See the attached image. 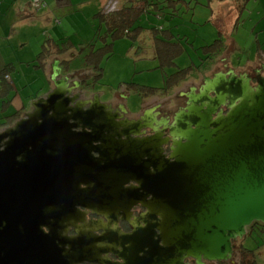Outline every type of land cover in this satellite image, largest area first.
Instances as JSON below:
<instances>
[{
  "label": "water",
  "instance_id": "95a60500",
  "mask_svg": "<svg viewBox=\"0 0 264 264\" xmlns=\"http://www.w3.org/2000/svg\"><path fill=\"white\" fill-rule=\"evenodd\" d=\"M61 64L54 88L0 131V264L233 260L234 243L264 225L261 70L255 85L233 68L207 77L170 122L82 99Z\"/></svg>",
  "mask_w": 264,
  "mask_h": 264
},
{
  "label": "rangeland",
  "instance_id": "374dc122",
  "mask_svg": "<svg viewBox=\"0 0 264 264\" xmlns=\"http://www.w3.org/2000/svg\"><path fill=\"white\" fill-rule=\"evenodd\" d=\"M220 1L221 5L219 0H150L154 11L144 13L141 18L139 38L124 36L116 39L110 55L105 56L100 69L96 70L94 67L98 64L91 69L85 57L92 51L87 44L96 39L101 28V19L97 15L102 7L101 1L67 0L64 4L66 9L55 8L59 29L68 37L60 41L74 42L82 50L78 56L74 51V56L66 58L65 62L69 63L70 71H78L72 77L83 78L87 88L100 94L102 101L113 100L123 94L126 106L140 113L147 99H150L146 102L149 107L159 102L169 104L174 97L172 109L176 110L185 102L179 93L187 91L191 85L199 86L207 74L224 69L223 57L229 61L226 67L237 72L254 71L263 65L264 0ZM173 5L179 9L175 15ZM23 15L18 16L7 4L0 3V73H8V81H13L4 82L0 91V124L7 120L2 117L14 115L22 108L30 110L32 102L46 96L54 86V82L51 84L43 77L41 62L37 60L49 45L44 29L50 26L46 27L39 18L26 19L22 18ZM155 34L173 46L161 44L164 50L161 52L158 41L154 39ZM217 39L225 43L229 40L224 51L222 45L215 46L218 52L206 47ZM132 45L134 48L130 52ZM173 49L177 50L174 54ZM146 54H151L152 58L143 59ZM134 56L141 59L135 60ZM63 67L66 71V64ZM84 67L88 69L86 72L79 71ZM82 93H87V90H82ZM33 97L35 99L31 100ZM242 242L247 248L258 247L264 243V235L254 231L253 235L248 233ZM259 251L256 250L260 258L257 264H264Z\"/></svg>",
  "mask_w": 264,
  "mask_h": 264
},
{
  "label": "trees",
  "instance_id": "16d2710c",
  "mask_svg": "<svg viewBox=\"0 0 264 264\" xmlns=\"http://www.w3.org/2000/svg\"><path fill=\"white\" fill-rule=\"evenodd\" d=\"M120 2L121 4L117 7V5ZM114 3H115L114 5L115 8L112 9L111 6H113ZM178 10L179 9H177V7L173 5V15H175V12H178ZM152 11L154 10L152 8V4L150 3V0H106L102 9L97 14L98 17L101 19V25H100L101 28L100 30L97 31V37H95L96 39L88 44V46L91 47L92 50L91 53L88 54L87 57H85L86 59L85 62L86 63L88 62L87 63L88 67L93 69L92 67H94V64H98V67H94V69L99 70L101 67L100 64H102L101 60L103 55L104 56L110 55L109 51L112 50L114 41L116 39L124 36L129 38H136V39L139 38V36L141 35L140 33L141 28L139 26V22L143 17L144 13H151ZM156 30L158 31V29ZM142 33H144V29ZM151 33L152 32H150V34ZM154 39L158 41V46H160L161 52L164 51L163 48H161V44H163L162 46H166L167 44L173 46L172 43H168L164 41L165 38L160 37L158 34L154 35ZM98 41H101V43L104 42V45L98 47L97 46ZM60 45L61 46L57 45L55 49L52 47V44L45 46L44 50L38 55L37 58V60H40L42 68L43 66H45L48 60H51L52 58L57 56H61L63 55V53L69 50L70 43L67 40L62 41ZM217 45H222L223 47V40L217 39L214 43L209 44L206 47H209L210 49L216 50V52H218L219 50L215 48V46ZM213 50L211 52H213ZM176 51L177 50L173 49L172 54L176 53ZM85 70L88 69H85V67L84 70L81 69V71H85ZM68 71H70V69H68ZM63 73H67V70L65 71L64 67H63ZM73 77L76 78V76ZM8 79H9L8 73H0V91L3 90L4 82L7 83L12 82V81L9 82ZM87 85L88 84H86L85 80H81L82 88H86ZM4 103L7 105L6 102ZM20 112L21 111H18L14 115L7 116L6 118L2 117V119H7V120L6 121L4 120V122L0 124V127L9 126L13 124L15 120L21 115ZM240 252H241V248H239L238 251H235L234 259L237 256V253ZM245 262L243 261L240 264Z\"/></svg>",
  "mask_w": 264,
  "mask_h": 264
},
{
  "label": "crops",
  "instance_id": "0c3cea01",
  "mask_svg": "<svg viewBox=\"0 0 264 264\" xmlns=\"http://www.w3.org/2000/svg\"><path fill=\"white\" fill-rule=\"evenodd\" d=\"M66 1L67 0H43L44 5L39 7L38 9L33 5V0H0V3L1 4H3V3L7 4L8 8L11 11L16 12V14L18 16L25 14V15H23L22 18L31 19L34 16V18H39L40 20H42L43 23L45 22L44 24L46 25V27L50 26L47 30L44 29V32L46 34L45 36L49 38V41H48L49 45L52 44V47L55 49V47L57 45L61 46L60 45V43H61L60 39L68 38L67 36H64L63 33L61 32V30L59 29L60 21L57 22L55 20V18H57L56 17L57 10H55V8L62 7V8L66 9V7H64L65 6L64 4H66ZM100 1H101V5L103 7L106 0H100ZM219 2H220L219 4L221 5L222 2L220 0H219ZM102 7H101V9H102ZM221 22H224V21L222 20ZM219 26H221V23L219 24ZM230 40L235 42L233 38H230ZM69 43H70L69 50H72L73 53L72 52L70 53V51L67 50L65 53H63V55L57 56V57L52 58L51 60H48L45 64V66H43V68H42V71L44 72L43 77L44 78L46 77V79H49L51 81V84H53V81L51 80V75L53 72L54 60L56 58H59L61 60V62L63 60L62 68H63V65L66 64V67L68 69H70L71 67H70L69 63L68 64L65 63V59L69 58L71 56H74V51L77 52L75 56H78L77 54L79 52H81V50H82V48H80L81 47L80 44L78 45L80 47H76L74 42L71 44V41H69ZM227 43L229 44V40L226 43L223 41V51L226 48ZM26 44H29V42H27ZM103 45H104V42H102L101 44L100 43L97 44L98 47H101ZM85 48L87 49V46ZM130 48H131L130 52H132V49L134 48L133 45ZM138 53H140V51H138ZM141 53H143V51H141ZM106 57H108V55ZM145 57L143 59H150V58H152V55L146 54ZM133 58L135 60L141 59V57L137 58V56H134ZM104 59H105V56L102 57L101 61L103 62ZM222 59H224V61H226V62H229L227 60V57H223ZM263 67H264V61H263V65L262 66L259 65L257 68L264 69ZM68 69H67V73H63V74H65V75L73 74L74 75L78 72V71H76V72L68 71ZM79 71H81V69ZM52 87H54V86H52ZM34 99H35V97L31 98V100H34ZM22 109H24V108H22ZM253 233H254L253 230H249V234L253 235ZM238 245H240L241 252L237 253V256L235 257V259L232 260L234 264H240L243 261L244 262L246 261V262L242 263V264H257L259 262L260 258L257 257L256 250L257 251L260 250L259 254L263 255L262 259L264 260V243L258 244V247L247 248L243 245L242 240H240Z\"/></svg>",
  "mask_w": 264,
  "mask_h": 264
},
{
  "label": "flooded vegetation",
  "instance_id": "af4514ba",
  "mask_svg": "<svg viewBox=\"0 0 264 264\" xmlns=\"http://www.w3.org/2000/svg\"><path fill=\"white\" fill-rule=\"evenodd\" d=\"M222 61L224 62L223 64L225 65V66H224V69H222V70H218V71H228V70L230 69V67H226L227 62L224 61V59H222ZM257 70H261L260 73H263V74H264V70L261 69V68H258V69L255 68L254 71H253V70H252V71H246V70H244V71H241V72H248L249 74H251V76L253 77L252 84L255 85V84H256V78H257L258 76L261 75V74H258V73H257ZM218 71H216V72H218ZM216 72H214L212 75H209V74H207L206 76L204 75L205 78L203 79L202 83H201L199 86H197V85H191V86H189V88H188L187 91H181V92L179 93V96L185 98V102H184V104L179 105V106L177 107L176 110H173V109H172V106H173V104H174V102H175V98H174V97L171 98V99L169 100V101H170L169 104H166V103H164V102H159V103H155L154 105L149 106V107L146 106V102L149 101L150 99H147L146 101L143 102V104H142V106H143V107H142V111H141L140 113L134 112L133 109H130V108H128V107L126 106V103L124 102V101H125V100H124V96H122L123 94L117 96V97H116L115 99H113V100H108V101H105V102H109V103L112 105V107H113L114 109H119L122 105H125L126 108H127V110H128V112L126 113V117H128V118H130V119H133V118H135V119L140 118L141 116H143V115L145 114V112H146L147 110H149V109H153V108H154V111L151 113V114H152L151 116H153L154 119L156 118L157 121H162L163 119L168 118V119L170 120V122H173V121H174V115H175V113H176L181 107L186 106V102H187V100H188L187 96H186L185 94H182V93H183V92H188V91H190V89H191L192 86H197V87L199 88V87L204 83V80H205L207 77H213L214 74H215ZM239 73H240V72H239ZM74 75H75V74H74ZM76 78H79V77H76ZM74 80H77V79H75L74 77H72L71 81H74ZM79 80L81 81V80H84V79H83V78H79ZM72 83H73V82H72ZM53 88H54V87H52V89H53ZM80 89H81V90H80ZM84 89L87 90V93H82V90H84ZM84 89H82V87L80 86L79 89H77L74 93L79 92V93L81 94V98H82V99H86V98H87V99H94V94H96L95 91H93L91 88H87V86H86V88H84ZM99 95H100V94H99ZM167 96H168V95H167ZM171 96H172V95H171ZM100 98H101V100H102V96H101V95H100ZM31 109H32V108H31ZM31 109H30V110H25V111H24V109H22L21 112H20L21 115H20L16 120L18 121V119L20 120L21 118L25 117L26 113L29 112V111H31ZM16 120H15V121H16ZM14 124H15V122H14L13 124L9 125V126H12V125H14ZM155 125H158L160 128L163 127V125H161V124H155ZM9 126H1L0 129H1V128H4V127H9ZM153 133H154V132H152L151 129H147V131H146V136H150V135H152ZM165 135H166V137L169 136V130H166ZM169 146H170V144L165 146L167 152H169ZM144 210H145V209H143V208H141L140 206H138V207H136V209H135V214H136V215H139V214H140L142 211H144ZM100 218H103V216H101V215L99 216V215L92 214L91 211H90V213H88V219H96V220H97V219H100ZM120 227H121L124 231H128V232L132 230V228H131V227L128 225V223L125 222V221H121V222H120ZM249 230H253V232L256 231L257 234L260 233V234L264 235V226H263L261 223L254 224L253 227L250 228ZM262 232H263V233H262ZM69 234H70V235H74V234H75V230H74V229H71V231L69 232ZM234 244H235V251H238L239 248H240V245H238V242H237V241H236ZM110 257L112 258V260H114V261L116 260V257H115L113 254H110ZM207 264H234V263H233V261L231 260V261H227V262H208Z\"/></svg>",
  "mask_w": 264,
  "mask_h": 264
},
{
  "label": "built area",
  "instance_id": "2783aa9c",
  "mask_svg": "<svg viewBox=\"0 0 264 264\" xmlns=\"http://www.w3.org/2000/svg\"><path fill=\"white\" fill-rule=\"evenodd\" d=\"M33 5L38 9L43 5V0H33ZM114 5L115 3L113 4V6H111L112 9L115 8Z\"/></svg>",
  "mask_w": 264,
  "mask_h": 264
}]
</instances>
